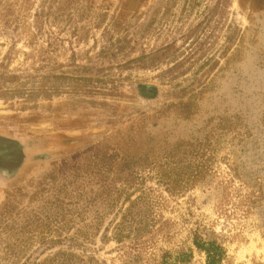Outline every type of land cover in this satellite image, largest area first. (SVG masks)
Returning a JSON list of instances; mask_svg holds the SVG:
<instances>
[{
  "label": "rangeland",
  "instance_id": "obj_1",
  "mask_svg": "<svg viewBox=\"0 0 264 264\" xmlns=\"http://www.w3.org/2000/svg\"><path fill=\"white\" fill-rule=\"evenodd\" d=\"M0 134L45 155L0 182V264H264L247 0H0Z\"/></svg>",
  "mask_w": 264,
  "mask_h": 264
},
{
  "label": "flooded vegetation",
  "instance_id": "obj_2",
  "mask_svg": "<svg viewBox=\"0 0 264 264\" xmlns=\"http://www.w3.org/2000/svg\"><path fill=\"white\" fill-rule=\"evenodd\" d=\"M247 6L255 11L264 10V0H247ZM146 92L148 90H155L156 88L149 86H142ZM155 92V91H154ZM143 97L150 98L151 95L142 93ZM31 144L12 136L0 134V182L12 183L24 169L28 167L36 158L45 156L32 155L30 149Z\"/></svg>",
  "mask_w": 264,
  "mask_h": 264
},
{
  "label": "trees",
  "instance_id": "obj_3",
  "mask_svg": "<svg viewBox=\"0 0 264 264\" xmlns=\"http://www.w3.org/2000/svg\"><path fill=\"white\" fill-rule=\"evenodd\" d=\"M194 244L197 249L205 253L206 264H220L223 260L224 249L223 247H221V245L217 244L215 240H210L206 242H198L195 240Z\"/></svg>",
  "mask_w": 264,
  "mask_h": 264
}]
</instances>
